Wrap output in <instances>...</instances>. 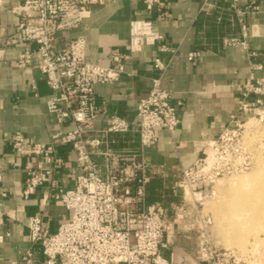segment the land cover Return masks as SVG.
I'll use <instances>...</instances> for the list:
<instances>
[{
  "label": "built area",
  "instance_id": "obj_1",
  "mask_svg": "<svg viewBox=\"0 0 264 264\" xmlns=\"http://www.w3.org/2000/svg\"><path fill=\"white\" fill-rule=\"evenodd\" d=\"M100 1L103 0H23L12 8L20 16L18 35L10 40L22 43L17 65H30L34 56H39V70L52 92L47 110L59 123H73L71 129L53 133L45 144L33 142L21 132L8 138L15 153L30 161L25 166L22 195L29 197L46 182L54 185L52 175L64 164L57 153L60 145L71 146L79 168L72 186L50 193L65 208V221L49 232L43 227L42 215L28 218V241L40 246L42 259L29 248L16 264H176L163 256L161 249L168 225L177 215L185 227L197 233L198 264H240L233 253L210 241L213 218L205 210V203L216 194L209 183L216 181L223 168L213 167L216 171L208 175L204 170L215 162H222L232 173L249 167V161L242 157L241 134L250 118L264 119V80L255 75L264 68V50L248 48L244 16L259 10V0H249L244 5L239 0L229 3V9L239 17L242 38L230 37L225 43L247 51L249 72L240 87L236 112L216 137L203 142V156L181 169L180 179L168 194L180 198L170 202L149 201L147 192L155 164L146 151L157 145L158 129L171 133L181 121L182 101L163 87L159 78H153L150 89L138 99L135 126L111 115L99 129H93L94 120L106 105V101L97 100L95 85L119 80L126 72V60L145 45L160 42L162 35L154 28L152 15L166 17L168 12L163 0H141L148 17L130 20L123 50L112 52L109 64L102 65L87 59L83 36L71 38L65 46L56 43L59 33L80 25L89 16L90 5ZM160 50L173 52L163 43ZM198 54L194 51L189 57ZM167 65L159 57L153 60L154 69L162 70ZM129 133L137 134L138 145H120ZM188 179L194 182L188 184ZM187 190L191 200L186 199Z\"/></svg>",
  "mask_w": 264,
  "mask_h": 264
},
{
  "label": "crops",
  "instance_id": "obj_2",
  "mask_svg": "<svg viewBox=\"0 0 264 264\" xmlns=\"http://www.w3.org/2000/svg\"><path fill=\"white\" fill-rule=\"evenodd\" d=\"M230 1L163 0L168 15H152L161 41L145 45L126 60V72L119 80L95 85L97 100L106 101V105L94 120L93 129H99L111 115L135 126L136 103L150 89L155 77L182 101L179 126L171 133L158 129L157 145L146 151L155 164L147 187L149 201H178L180 197L168 194L172 184L180 179L181 169L203 156V142L216 137L237 110L250 57L243 47L225 43L230 37L242 38L239 17L229 9ZM248 1L239 3L244 5ZM22 2L0 0V264H16L29 248L42 259L40 246L28 241V218L42 215L43 227L53 232L68 216L50 193L72 186L79 173L71 146L60 145L57 153L64 164L52 175L54 185L46 182L29 197L22 195L25 166L30 161L15 153L8 138L21 132L29 140L45 144L53 133L73 127L71 121L59 123L47 110L46 102L52 92L39 70V56L35 55L30 65H17L22 43L10 40L18 35L20 16L12 8ZM259 5V10L244 16L248 30L245 41L255 51L264 50V0H259ZM147 17L141 0L94 2L89 16L77 27L59 33L56 43L65 46L71 38L83 36L87 59L108 65L111 53L123 50L130 20ZM162 43L173 52H162ZM194 51L199 54L190 58L189 53ZM156 57L168 65L162 70L154 69ZM255 75L264 80V68ZM124 140L120 145H138L136 133L127 134ZM46 195L49 197L44 201ZM164 241L161 252L167 259L176 264H198L197 233L185 227L179 215L169 223Z\"/></svg>",
  "mask_w": 264,
  "mask_h": 264
},
{
  "label": "rangeland",
  "instance_id": "obj_3",
  "mask_svg": "<svg viewBox=\"0 0 264 264\" xmlns=\"http://www.w3.org/2000/svg\"><path fill=\"white\" fill-rule=\"evenodd\" d=\"M250 121L242 127L244 131L241 134L242 157L249 161L248 169L232 173L222 162H215L204 170L208 175L216 171L213 167L223 168L216 175V181L209 183L216 194L206 200L205 210L213 218L209 233L214 246L233 253L240 264H264V219L252 221L251 208L247 210L237 206L254 186L264 182V119ZM218 154L224 156V153ZM193 182V179H188V184ZM189 192L187 190L188 195Z\"/></svg>",
  "mask_w": 264,
  "mask_h": 264
},
{
  "label": "bare ground",
  "instance_id": "obj_4",
  "mask_svg": "<svg viewBox=\"0 0 264 264\" xmlns=\"http://www.w3.org/2000/svg\"><path fill=\"white\" fill-rule=\"evenodd\" d=\"M252 119L253 118L247 120L244 126L249 122H251L250 120ZM191 196H192L191 192H189L188 195L186 191V199L191 200ZM240 201H242L241 204L237 202L238 207L240 208L244 207V209L246 207L247 210H249L248 208H251L252 215L250 220L256 221L258 219H264V182H261L256 186H254L251 192L247 196L243 197Z\"/></svg>",
  "mask_w": 264,
  "mask_h": 264
}]
</instances>
